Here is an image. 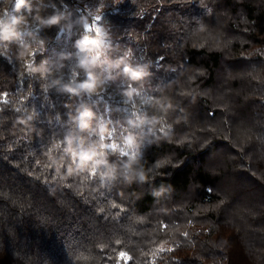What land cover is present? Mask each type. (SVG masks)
<instances>
[{
	"label": "trees",
	"instance_id": "1",
	"mask_svg": "<svg viewBox=\"0 0 264 264\" xmlns=\"http://www.w3.org/2000/svg\"><path fill=\"white\" fill-rule=\"evenodd\" d=\"M97 1L28 0L21 39L0 41V264H264V0H123L101 19L106 54L148 71L96 68L104 90L91 96L46 88L85 78L78 21L84 9L91 25ZM57 10L60 26L34 19ZM34 49L48 75L27 71ZM83 104L98 150L76 168L62 140ZM132 148L138 159L121 156Z\"/></svg>",
	"mask_w": 264,
	"mask_h": 264
},
{
	"label": "clouds",
	"instance_id": "2",
	"mask_svg": "<svg viewBox=\"0 0 264 264\" xmlns=\"http://www.w3.org/2000/svg\"><path fill=\"white\" fill-rule=\"evenodd\" d=\"M66 7V6H65ZM33 6L28 2V0H14L12 4L11 11L5 10L3 16H0V41H7L9 43L15 42L21 39L22 32L20 26L27 23V19L24 15V12L31 13ZM35 20L38 21L39 25L42 27L50 28L53 26H60L62 22L66 19L65 13L62 11H54L47 18L40 16H35ZM83 28H86L88 25V16L82 15L78 21ZM96 35L84 34L80 40L76 42V48L84 53V57L79 61V67L84 70L85 78L78 81L75 85L72 83L61 84L59 81H54L51 85H48L46 88L55 87L57 92L62 94H68L70 97H80L84 95L91 96L96 93L98 89L102 87L103 81L98 79V75L95 71L96 68L108 69L109 65L112 67L119 68V75L132 80V74L136 72H147L149 65H133L129 62H125L120 65L115 61H112L110 57L107 56L104 51L105 48H110L109 44H106L107 32L103 30L102 27H97ZM99 42L95 47L93 44ZM43 40L40 41L41 46H43ZM30 45H21V48H30ZM120 60H124V57H120ZM27 71L31 74L39 73L42 76L48 75L49 69L47 68V61H42L40 64L31 63L27 66ZM111 78V77H109ZM143 78V77H142ZM133 89V93H134ZM128 89L123 90V95H126ZM131 98V97H130ZM129 98V99H130ZM35 119L33 114L22 115L18 117V120L26 121L27 124ZM69 119L75 123L76 130L69 129L64 134L63 143L65 145L64 152L69 155L76 164V168H79L81 165L82 159L86 160V156L93 151H97V141L89 142L88 137L84 135L92 127V122L96 119V114L86 104L81 105L77 109L75 116H72L69 113ZM101 131L98 133L101 138L105 137L103 128L107 127V124L99 126ZM103 139H100L99 143L101 148L102 158L107 159V154L104 149L111 147L110 145L105 147L103 145ZM129 161L124 162L125 164ZM103 166L105 171L104 176L109 178H115L114 175L109 176V165H98L94 162H86L84 164V169L98 168Z\"/></svg>",
	"mask_w": 264,
	"mask_h": 264
},
{
	"label": "snow or ice",
	"instance_id": "3",
	"mask_svg": "<svg viewBox=\"0 0 264 264\" xmlns=\"http://www.w3.org/2000/svg\"><path fill=\"white\" fill-rule=\"evenodd\" d=\"M100 2L102 3V0H100ZM123 2V0H111V3L113 4V5H118V4H120V3H122ZM84 12H85V10L83 9L82 11H81V15H84ZM87 15H89V16H92V15H94V13H92V12H87ZM95 19L96 20H101L102 19V17L101 16H99V15H96L95 16ZM84 29V33L85 34H90V33H92L93 31H95L96 30V28H93L91 25H87V27L86 28H83ZM42 52V49H34L33 51H32V53H31V56L33 57V60H32V62L31 63H35V60H34V58H35V56L37 55V52ZM124 55H126V56H128V57H130L131 56V53L130 52H128V53H125ZM11 58H9V60H10ZM142 57L141 58H139V59H136V58H132V64L133 65H140L141 63H142ZM31 63H29V64H31ZM28 64V65H29ZM27 65V66H28ZM79 76V72L76 70V69H73L72 70V72H71V76H70V80H73V81H75V80H77V77ZM104 89H103V87H101V91H103ZM45 92H47V89H45ZM137 95H139V93H137ZM145 102H147V101H145ZM126 103H129V104H132L133 105V109H135V102L134 101H132V100H129V99H126ZM16 111L17 112H20V113H22L23 115H27V110L26 109H22V108H17L16 109ZM131 115L133 116V117H135V118H139V115L136 113V111H132L131 112ZM111 137H112V133L110 132L109 134H108V139H111ZM97 139H103V140H105V137H103V138H101V137H97ZM63 140H64V137H63ZM63 140H62V143H63ZM89 141H91V135H89ZM64 144V143H63ZM111 147H109V148H107L108 150H110V151H114L115 149H116V145L115 144H109ZM121 156H126V157H129V159H138L139 158V154H138V152L134 149V148H132V149H130V151H124V152H121ZM96 171H97V169L96 168H91V174H95L96 173ZM141 179H143V177H141ZM120 257L122 258V259H125V261L128 259L127 258V256H126V253H124V252H121L120 253Z\"/></svg>",
	"mask_w": 264,
	"mask_h": 264
},
{
	"label": "rangeland",
	"instance_id": "4",
	"mask_svg": "<svg viewBox=\"0 0 264 264\" xmlns=\"http://www.w3.org/2000/svg\"><path fill=\"white\" fill-rule=\"evenodd\" d=\"M119 5V4H118ZM118 5H113V4H110L109 2H105V1H102V3L100 2V1H97V2H95V3H92L91 5H89V6H86V9H87V11L89 12H92V13H94V15H92L91 17H92V23H91V26L93 27V28H97V27H102L103 28V30L104 31H106L107 32V34H108V36H107V40H106V44L108 43V42H110V41H112L113 40V37H112V35L109 33V31H108V28H107V25H105V24H103L102 22H101V20H96L95 19V16L96 15H99V16H103V14L106 12V11H113V12H118V10H120L119 8H118ZM93 35H96V32L95 31H93ZM154 38H156V37H154ZM142 40H143V38H141ZM158 38H156V41H158L157 40ZM152 40H153V38H152ZM152 40H151V42H149L150 44L148 45L151 49H152V51L154 50V52H159V48H158V43L157 42H153L152 43ZM98 41L97 42H95L94 44H93V46L95 47L96 45H98ZM145 44V43H144ZM144 44H141V45H143L144 46ZM147 46V44H145V47ZM104 51L106 52V48L104 49ZM147 51V50H146ZM146 51H145V54H146ZM109 68H110V70H108V72H111V66H109ZM109 74V73H108ZM109 76V75H108Z\"/></svg>",
	"mask_w": 264,
	"mask_h": 264
}]
</instances>
